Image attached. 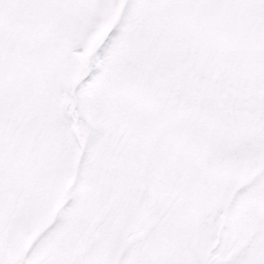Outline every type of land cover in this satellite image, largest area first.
<instances>
[{
    "label": "rangeland",
    "instance_id": "1",
    "mask_svg": "<svg viewBox=\"0 0 264 264\" xmlns=\"http://www.w3.org/2000/svg\"><path fill=\"white\" fill-rule=\"evenodd\" d=\"M0 264H264V0H0Z\"/></svg>",
    "mask_w": 264,
    "mask_h": 264
}]
</instances>
